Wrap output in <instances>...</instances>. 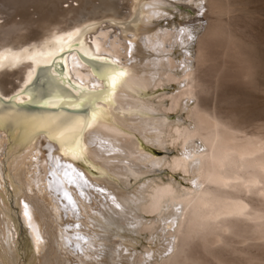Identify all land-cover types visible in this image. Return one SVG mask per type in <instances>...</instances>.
<instances>
[{
  "label": "bare ground",
  "instance_id": "1",
  "mask_svg": "<svg viewBox=\"0 0 264 264\" xmlns=\"http://www.w3.org/2000/svg\"><path fill=\"white\" fill-rule=\"evenodd\" d=\"M172 1L0 0V264H172L200 232L214 244L229 231L249 253L264 241V137L190 107L215 51L234 59L241 47L219 19L221 0ZM181 4L217 17L195 59V30L158 24ZM170 81L166 107L153 91ZM150 146L179 154L153 159ZM164 168L171 176L154 179Z\"/></svg>",
  "mask_w": 264,
  "mask_h": 264
},
{
  "label": "rangeland",
  "instance_id": "2",
  "mask_svg": "<svg viewBox=\"0 0 264 264\" xmlns=\"http://www.w3.org/2000/svg\"><path fill=\"white\" fill-rule=\"evenodd\" d=\"M172 2L175 1L173 0ZM221 2L224 8V13H222L223 17L222 15L219 16V19L222 18L221 22L227 29L228 34L233 38L236 45L235 47H241L240 54H238L241 55L242 53L243 55H241V57L239 56L240 60L239 58H236L237 54L234 59L230 56L229 58H227L226 55H224L225 57H221L220 51H218L220 49L215 47L216 50L218 49L217 53L214 49H212L213 51H215V55L212 54L211 51L210 56H214L210 58L215 59H210L211 61L208 64V66H211V70L209 69L210 71H208V68L203 66L206 69L205 70L203 68L204 74L206 71V76L204 75V77L207 78V91L205 93H198L199 101H192V103H190V107H193L194 104H197V102H199L200 104L204 105L205 108L209 110V112H211V116L215 115L216 117H221L222 115L221 120L223 121H227L226 117L227 119L230 118L229 121L231 122H235L236 120L237 122L235 123L237 124L240 130L239 136L247 135V137L249 138H256L258 136L264 137V0H221ZM204 5H206V3ZM180 6V11H178L177 9H169L168 15H170V17L167 18V20H158V24L159 26L166 27L171 25L172 22H176V24L178 23L181 25V28H183L184 25L188 24L187 26L190 27L191 31L195 30V34H193L194 36L192 37V41L190 42V48L192 49V57L193 59H195L197 54L196 51L198 41L200 37H202V35L204 34L207 25L212 24L211 22H214L213 20H215L217 17H215V14L207 12L206 9V11L204 10L203 12H199L197 11V9L192 10L189 7L186 8L184 4H181ZM200 26L202 27L199 29ZM185 52L186 49L181 48L176 51H171L170 53H168V56L171 55L170 58L177 57V59H179L182 58L180 54L182 53V55H185ZM234 64H236L235 66L237 68L234 66ZM243 65L245 66V71H247L249 75L247 79H240L241 77L239 72L243 69ZM192 66L194 67V69L197 68L196 60H192ZM232 66L234 68H232ZM203 69H198L199 71L197 70V72L195 70V74L198 75L201 71L202 74ZM165 84L163 86L155 87L153 95L164 96V98L159 96L156 100L159 101L161 105L167 107L170 105V96L177 93V84H175V82L173 83V81H170L168 84ZM213 116L212 118H214L215 120L216 117ZM175 117V112L170 111L168 113L167 118L169 119V121H174ZM181 117L184 121H186V123L189 122L184 113L181 115ZM216 119H218V117ZM148 149L150 150V153H152L151 156L153 159H157L160 157H166L167 159H171L173 157L178 156L179 154V151L177 149L172 148H168V150L161 151L150 146ZM164 170L165 172L161 173V175L159 173H155L153 178H162V180L165 181L167 177L171 176V173L166 168H164ZM179 177H181L180 173H178L176 176V180L178 179L179 184L187 186ZM246 197H248V200L256 199L254 195L250 196V193H248ZM142 215L144 219H151L149 215ZM228 219L232 221L236 220V223L239 222L237 225L238 227L241 226L240 230L245 231L248 229L249 224L245 225L246 222H244L246 220L240 219L239 217H229ZM240 221L243 223H241ZM242 224L245 225H243L245 229L242 227ZM143 234L144 233H141V236ZM199 234L200 235H194L195 239H193L192 237L193 241H191V245L188 242L189 244L187 247L190 248H183L185 252H182L181 255L179 252L177 258H175V261L173 258L174 262L171 261L173 262L172 264H235L238 262V264H249V255L252 252L253 255H256L258 253L255 248L259 249L258 254L264 259V241L255 242L254 244L256 245V247H254L253 249L255 253L253 250H250L249 253L248 249L251 246V242L249 241L248 243L247 241V243L239 245L238 242H236L239 238L234 237L235 235L229 231L220 233L224 239L214 244H210L209 242H207V239L209 237L206 239V236L203 234L202 236L201 232ZM242 235L244 234L242 233ZM200 236L202 237L200 238ZM142 247H147V240L140 237L139 243L136 244V251H142ZM244 247H248V249ZM239 248L241 249L239 250ZM242 249H247V252L245 250L243 251L246 256L241 251ZM240 254L244 256H241ZM179 255L182 258L179 257ZM178 258L181 259L179 260ZM243 261H245L246 263H243ZM253 263L255 262L252 261V263L250 264ZM262 264H264V261Z\"/></svg>",
  "mask_w": 264,
  "mask_h": 264
},
{
  "label": "snow or ice",
  "instance_id": "3",
  "mask_svg": "<svg viewBox=\"0 0 264 264\" xmlns=\"http://www.w3.org/2000/svg\"><path fill=\"white\" fill-rule=\"evenodd\" d=\"M190 38H191V37H189V39H190ZM108 75L115 76V75H116L115 69H113L111 73L106 74V75L101 76V77H98V78L101 79V81H102L103 83H107V82H108V80H107V76H108ZM120 75L122 76L123 73H121ZM120 83H122V81H120L119 78H117L116 80H114V81L112 82L111 86H110L108 89H106V94H109V93H111L112 91H114L117 87L120 86ZM86 126H87V125H85V127H86ZM26 207H27V205H26ZM25 215L27 216L28 213L26 212ZM36 238H37V240L40 239L39 236H37Z\"/></svg>",
  "mask_w": 264,
  "mask_h": 264
},
{
  "label": "water",
  "instance_id": "4",
  "mask_svg": "<svg viewBox=\"0 0 264 264\" xmlns=\"http://www.w3.org/2000/svg\"><path fill=\"white\" fill-rule=\"evenodd\" d=\"M20 92V90L18 91V92H16V93H19ZM0 100H2V101H4V102H6V101H8V98H5V96H1L0 95ZM29 107L31 108V109H41V108H43V107H41V106H36V105H29ZM65 110H68V111H72V109H68V108H64ZM3 124V123H2ZM6 125L5 126H7L9 123H5ZM1 132H3V133H5V131H2V129H1Z\"/></svg>",
  "mask_w": 264,
  "mask_h": 264
}]
</instances>
